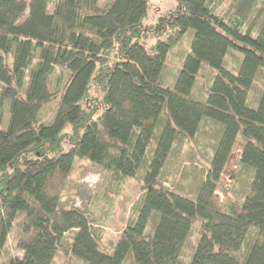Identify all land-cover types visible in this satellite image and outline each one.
Instances as JSON below:
<instances>
[{"label": "trees", "instance_id": "16d2710c", "mask_svg": "<svg viewBox=\"0 0 264 264\" xmlns=\"http://www.w3.org/2000/svg\"><path fill=\"white\" fill-rule=\"evenodd\" d=\"M98 1L0 0L1 98L10 112L0 128V258L14 217L23 214L22 256L0 264H54L57 255L63 264H182L197 221L188 264H264V87L257 108L246 105L264 68V23L256 36L241 29L257 0H240L235 22L214 13L215 0H176L151 25L144 24L151 0L102 8ZM189 29L173 88H165L170 56ZM231 49L243 54L236 73L223 65ZM202 65L212 75L199 102L190 93ZM55 67L65 76L59 88L50 82ZM56 100L52 122L38 124L37 114ZM203 118L223 128L192 200L165 186L162 169L194 140ZM238 136L240 163L253 177L239 208L225 212L213 197ZM82 161L142 179L112 254L101 250L90 211L59 207ZM153 213L158 221L145 235ZM251 227L257 237L244 255Z\"/></svg>", "mask_w": 264, "mask_h": 264}, {"label": "rangeland", "instance_id": "374dc122", "mask_svg": "<svg viewBox=\"0 0 264 264\" xmlns=\"http://www.w3.org/2000/svg\"><path fill=\"white\" fill-rule=\"evenodd\" d=\"M29 2L30 0H26ZM113 0H99L98 6H109ZM240 0H215L213 3L214 13L227 22L239 20L238 5ZM176 0H151L144 24L151 25L156 19L173 8ZM27 14V12H26ZM264 23V0H257L252 10L247 14L242 23V31L250 28L252 36H256ZM193 30L189 29L182 41V48L173 50L170 56V65L167 68L166 78L163 83L165 88L172 89L177 68L190 46ZM185 51V53L182 52ZM243 54L231 49L223 60V65L233 73L237 72V66L241 62ZM36 63L34 59L33 67ZM58 67L54 68L50 76L51 86L59 88L65 80L64 75H60ZM212 75L211 69L206 65L200 68V76L194 84L190 97L196 101L204 102L206 92L204 90L205 81ZM27 81V78L25 79ZM264 87V68H258L252 80V85L246 105L255 109L258 106L259 98ZM57 100L50 103L37 114L38 124H49L52 122L56 110ZM9 101L1 98L0 86V128L6 129L9 125ZM222 124L209 118H203L200 122L199 130L191 142H185L177 157H171L170 161L162 169V181L167 188L188 197L196 199L201 181L205 174L203 166L204 160L209 159L213 144H215L222 133ZM243 141L238 136L230 158L220 176L222 188L214 193L213 201L217 208L222 211L235 210L240 206L243 197L250 189L253 177V169L243 166L240 163ZM142 179H134L120 176L112 171L101 168L100 165L90 162H77L75 166V177L67 184L66 192L59 204L60 208L78 207L90 211L95 217V228L101 236L103 247L107 254H112L116 240L119 237L122 227L126 224L127 218L133 214L132 206L141 194ZM22 213H17L14 217L10 231L4 244L3 256L0 259L14 257L20 258L22 252L17 249V241L22 236L21 218ZM159 215L153 213L145 228V235H152ZM197 221L192 227L191 234L182 248L180 261L188 264L197 244L199 233ZM256 233V236H255ZM74 236V232L65 235V243H69ZM255 237V238H254ZM257 237V231L251 227L242 245V253L247 255L251 244ZM54 264H63V259L57 255Z\"/></svg>", "mask_w": 264, "mask_h": 264}]
</instances>
